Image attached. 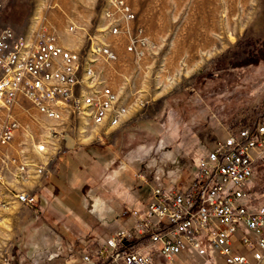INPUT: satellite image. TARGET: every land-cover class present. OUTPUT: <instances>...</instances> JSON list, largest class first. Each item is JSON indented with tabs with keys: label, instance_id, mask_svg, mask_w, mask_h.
Segmentation results:
<instances>
[{
	"label": "rangeland",
	"instance_id": "1",
	"mask_svg": "<svg viewBox=\"0 0 264 264\" xmlns=\"http://www.w3.org/2000/svg\"><path fill=\"white\" fill-rule=\"evenodd\" d=\"M123 1L131 33L145 37L142 54L126 50L124 34L109 33L122 16L115 10L107 17L109 0H0V24L23 37L52 33L81 52L91 39L109 45L117 59L98 60L96 71L129 106L116 125L65 122L46 172L32 185L37 206L14 202L0 223V249L10 250L12 264H66L93 250L128 225L123 209L141 210L155 187L186 182L227 132L264 116V0ZM30 115L23 125L46 138L53 122L34 108ZM74 149L89 157L72 158ZM247 191L250 205L264 204V154ZM173 264L222 263L189 253Z\"/></svg>",
	"mask_w": 264,
	"mask_h": 264
},
{
	"label": "built area",
	"instance_id": "2",
	"mask_svg": "<svg viewBox=\"0 0 264 264\" xmlns=\"http://www.w3.org/2000/svg\"><path fill=\"white\" fill-rule=\"evenodd\" d=\"M115 10L122 16L111 20L109 33L124 34L126 50L142 54L145 37L131 33L128 5L109 0L105 14L110 17ZM116 59L113 49L98 40L91 39L81 52L48 32L23 42L22 35L0 24V223L14 202L37 206L32 185L46 172L67 120L116 125L127 115L128 103L100 79L95 66L98 60ZM84 63H91L88 75H81ZM32 108L53 122L45 127L46 138L37 140L23 125L32 118ZM30 148L45 161L32 158ZM262 154L264 116L227 132L186 182L155 187L141 210L123 209L128 225L97 240L93 250L71 255L66 264H173L189 253L213 255L222 264H264V204L250 205L247 191ZM0 264H12L6 247L0 249Z\"/></svg>",
	"mask_w": 264,
	"mask_h": 264
},
{
	"label": "bare ground",
	"instance_id": "3",
	"mask_svg": "<svg viewBox=\"0 0 264 264\" xmlns=\"http://www.w3.org/2000/svg\"><path fill=\"white\" fill-rule=\"evenodd\" d=\"M23 42H30V38L23 37ZM83 65H81V75H88L91 72V63H84Z\"/></svg>",
	"mask_w": 264,
	"mask_h": 264
},
{
	"label": "crops",
	"instance_id": "4",
	"mask_svg": "<svg viewBox=\"0 0 264 264\" xmlns=\"http://www.w3.org/2000/svg\"><path fill=\"white\" fill-rule=\"evenodd\" d=\"M73 152H74V155H72L71 157H72V158L77 157V158H79V159H80V158H84L83 155L86 154V153L88 154V157H89V154H90V153L88 152V150H86V149H83V150H81V149H80V150H79V149H74Z\"/></svg>",
	"mask_w": 264,
	"mask_h": 264
},
{
	"label": "trees",
	"instance_id": "5",
	"mask_svg": "<svg viewBox=\"0 0 264 264\" xmlns=\"http://www.w3.org/2000/svg\"><path fill=\"white\" fill-rule=\"evenodd\" d=\"M51 182H52V181H51ZM57 186H58V185H57ZM57 188H59V189H58V191H57V193H58V192H60V191H61V189H60L61 187H59V186H58ZM12 253H13V252H12Z\"/></svg>",
	"mask_w": 264,
	"mask_h": 264
}]
</instances>
